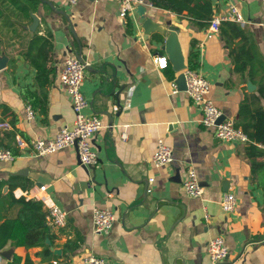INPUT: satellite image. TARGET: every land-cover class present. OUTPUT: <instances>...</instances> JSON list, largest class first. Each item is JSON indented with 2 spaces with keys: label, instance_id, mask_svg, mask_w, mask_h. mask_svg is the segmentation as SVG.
I'll list each match as a JSON object with an SVG mask.
<instances>
[{
  "label": "crops",
  "instance_id": "obj_1",
  "mask_svg": "<svg viewBox=\"0 0 264 264\" xmlns=\"http://www.w3.org/2000/svg\"><path fill=\"white\" fill-rule=\"evenodd\" d=\"M145 1L142 16L135 7L122 18L120 0L74 4L44 0L30 13L37 17L35 23L31 20L33 28L31 23L25 30L18 28L19 35L5 31L0 52L7 59L0 68V123L8 122L10 128L0 126V147L16 157L0 162V181L7 182L3 191L11 189L15 197L39 201L32 196L44 184L67 216L63 227L47 228L51 238L44 245L25 247L8 241L0 250V264H82L88 254L103 257L106 264H208L207 242L216 235H223L228 245L223 264H264V175L259 167L252 173L245 155L250 142H224L205 128L201 110L187 92L171 90L178 72L158 69L154 57L166 55L162 47L173 33L172 43L179 45L185 63L189 52L196 51V69L210 82L209 97L233 122L241 100L246 94L257 95L258 85L249 79L248 67L243 71L235 67L220 33L208 31L209 22L200 26L203 20L186 12L176 14ZM210 3L211 17L226 13L231 4L237 6L244 18L238 24L257 49L253 61L260 72L255 76H261L256 60L264 58V0ZM146 16L166 34L154 31L145 37ZM33 31L52 36L55 72L44 87L38 86L36 69L23 56L26 35ZM80 49L86 65L82 91L89 101L84 112L101 119V127L91 137L99 162L90 167L80 164L73 146L37 155L31 147L20 149L15 141L16 135L26 141L35 136L51 138L72 125L74 114L59 73L65 57L77 55ZM21 87L36 94L26 100ZM27 103L33 118L26 117ZM260 103L264 106V98ZM106 112L113 116L112 124ZM158 138L170 147L172 161L155 167L151 156ZM261 150L257 161L264 162ZM190 168L203 187L200 197L185 194L183 181ZM227 192L236 198L231 212L220 204ZM94 207L114 212L108 234L94 232ZM16 210L12 206L8 216Z\"/></svg>",
  "mask_w": 264,
  "mask_h": 264
},
{
  "label": "built area",
  "instance_id": "obj_2",
  "mask_svg": "<svg viewBox=\"0 0 264 264\" xmlns=\"http://www.w3.org/2000/svg\"><path fill=\"white\" fill-rule=\"evenodd\" d=\"M67 1L70 4H74L78 0ZM145 3V0H120L119 16L124 18L129 11H132L138 5H145ZM148 5L151 4L148 3ZM222 21H234L242 24L244 23V18L237 6L231 4L226 13L216 14L211 17L207 26L208 31L211 33L219 32ZM154 62L155 66L161 70L166 69L170 64L167 56L162 53L155 55ZM85 67V63L81 62L77 55L69 54L65 57L59 73V80L70 98L74 114L72 125L60 128L51 138L35 136L26 141L20 135H16L15 141L20 149L31 147L35 154L46 155L62 148L73 146L77 150L80 164L84 166L98 164L99 156L97 151L92 148L91 137L101 127V119L94 113L86 115L84 112L85 108L89 105L88 98L82 91ZM179 72L183 74L186 86L185 91L189 98L201 110V123L205 128L212 129L215 136L224 142L233 144L250 142L246 132L240 127L235 126L231 119L225 117L219 121L222 112L209 97L210 82L203 73L187 66ZM170 85L173 93L178 91L175 79L171 81ZM25 112L27 118H33L35 115L29 103L25 106ZM0 126L5 129L10 128L8 122H2ZM121 136L124 139L125 133H122ZM258 146L264 150V143L258 144ZM15 157L16 155L10 149L0 147V162L12 161ZM171 161L172 151L170 147L165 143L163 138H158L156 150L151 156L152 165L160 167ZM183 188L188 197H200L202 195L203 187L198 181L194 169L190 168L187 170L186 178L183 181ZM38 190L39 193L32 197L41 201L46 207L44 225L50 229L63 227L66 224V211L49 196L46 192V185H40ZM220 204L225 212H231L236 204L234 194L232 192L225 193ZM204 218L208 220L207 212H205ZM91 219L94 232L108 234L113 226L115 215L108 207H94ZM206 252L208 264L225 263L228 258V245L224 236L216 235L212 237L207 242ZM82 264H106V261L101 256L88 254L83 258Z\"/></svg>",
  "mask_w": 264,
  "mask_h": 264
},
{
  "label": "trees",
  "instance_id": "obj_3",
  "mask_svg": "<svg viewBox=\"0 0 264 264\" xmlns=\"http://www.w3.org/2000/svg\"><path fill=\"white\" fill-rule=\"evenodd\" d=\"M148 1L154 7L163 8L176 14L186 12L192 18L203 20L198 23L200 26H204L211 19L210 0ZM41 2L42 0H0V52L5 31L18 34V28L25 30V26L32 22L30 13L35 12ZM219 33L223 38L224 45L228 47V54L235 62V67L241 71L248 67L249 79L258 85L257 95L246 94L241 100L234 124L246 132L249 137L250 143L245 148V155L250 161L252 173L259 167L264 175V162L257 161V158L263 155L258 144L264 143V106L260 103V99L264 98V58L261 60L259 57L256 60L260 64L262 73L257 78L255 73L260 71L255 69V61H253L257 58H255L256 52L254 51L257 49L249 36L250 34L238 23L232 21H222ZM26 36L28 39L23 52L24 59L36 69L35 80L38 86L44 87L51 82V77L55 72V67L52 65L54 60L52 36L50 33L42 36L36 32L31 36ZM186 66L191 69L197 68L196 51L189 52ZM166 69L174 74L170 64ZM21 94L26 100H31L36 93L26 87H21ZM5 182L0 181V250L8 241L14 245L25 247L44 245V240L51 238V235L44 225L46 212L43 210L41 202L27 199L24 196L15 197L11 189L4 192ZM12 206H16L17 210L13 216H8V210Z\"/></svg>",
  "mask_w": 264,
  "mask_h": 264
},
{
  "label": "water",
  "instance_id": "obj_4",
  "mask_svg": "<svg viewBox=\"0 0 264 264\" xmlns=\"http://www.w3.org/2000/svg\"><path fill=\"white\" fill-rule=\"evenodd\" d=\"M42 1H44V0H42ZM45 2H47L49 5H51V8L53 11H55L56 13L62 14L63 16H65L67 18L64 11L56 10L49 1H45ZM144 10L145 9H144L143 5L137 6V12L141 16L143 15ZM31 16H32L33 22L35 23V21H37V17L34 14H31ZM31 25H32V23H31ZM33 27H34V25L31 26V28H33ZM143 29H144V36L145 37H147L150 33L154 32V31L166 34V32H165L166 30L164 29L165 31L163 30V32L160 31V28L152 21V19L149 16H146L144 21H143ZM71 30H72V27H71ZM173 31H175V29H173ZM73 33H74V31H73ZM173 35H174V33L165 38L164 47H162V49L165 50L166 56L169 60V63L171 65L172 69L174 71L179 72L181 69L186 67V63H185V59H184V57L180 51L179 45L176 42L172 43V39L174 40V37H172ZM81 54H82V51L80 49L77 53V57L81 62L84 63ZM6 60L7 59L5 56H2V57L0 56V68L4 67ZM175 82H176L179 89H182V90L186 89L184 77H183V74L181 72H179L177 74V76L175 78ZM117 106L119 108V106H120L119 102H118ZM106 114L108 116L110 124H112L113 116L109 112H106ZM224 118L225 117L223 115H221L219 118V121L224 119ZM88 167H90V166H88Z\"/></svg>",
  "mask_w": 264,
  "mask_h": 264
}]
</instances>
